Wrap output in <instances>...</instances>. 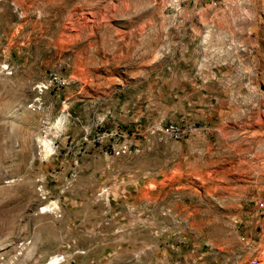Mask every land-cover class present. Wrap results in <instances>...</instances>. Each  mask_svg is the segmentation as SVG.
Masks as SVG:
<instances>
[{"label": "rangeland", "instance_id": "1", "mask_svg": "<svg viewBox=\"0 0 264 264\" xmlns=\"http://www.w3.org/2000/svg\"><path fill=\"white\" fill-rule=\"evenodd\" d=\"M264 0H0V264H264Z\"/></svg>", "mask_w": 264, "mask_h": 264}, {"label": "built area", "instance_id": "2", "mask_svg": "<svg viewBox=\"0 0 264 264\" xmlns=\"http://www.w3.org/2000/svg\"><path fill=\"white\" fill-rule=\"evenodd\" d=\"M258 208L264 212V202H260ZM248 264H261V260H259L257 258H252V259H250Z\"/></svg>", "mask_w": 264, "mask_h": 264}]
</instances>
